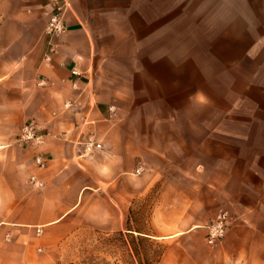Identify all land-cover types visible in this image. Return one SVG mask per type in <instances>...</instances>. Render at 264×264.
<instances>
[{"label": "crops", "instance_id": "crops-1", "mask_svg": "<svg viewBox=\"0 0 264 264\" xmlns=\"http://www.w3.org/2000/svg\"><path fill=\"white\" fill-rule=\"evenodd\" d=\"M63 1L67 29L49 52L50 1L0 0L5 144L27 121L43 136L5 154L12 185L0 187V264H55L83 229L144 237L158 244L156 264H264V201H243L253 180L214 153L207 133L199 138L167 62H146L145 27L137 39L120 31L134 0ZM89 140L100 148L84 153ZM221 211L233 221L207 246L203 226Z\"/></svg>", "mask_w": 264, "mask_h": 264}, {"label": "rangeland", "instance_id": "rangeland-1", "mask_svg": "<svg viewBox=\"0 0 264 264\" xmlns=\"http://www.w3.org/2000/svg\"><path fill=\"white\" fill-rule=\"evenodd\" d=\"M134 12V19L117 20L120 31L137 39L145 27L146 62H167L191 98L185 114L199 125V138L207 133L214 153L228 156L249 185L253 180L257 190L248 186L244 202L264 201V0H134ZM6 112L0 84V187L10 182L2 177L4 157L15 143L5 144ZM130 236L83 229L55 264H156L158 244Z\"/></svg>", "mask_w": 264, "mask_h": 264}, {"label": "built area", "instance_id": "built-area-1", "mask_svg": "<svg viewBox=\"0 0 264 264\" xmlns=\"http://www.w3.org/2000/svg\"><path fill=\"white\" fill-rule=\"evenodd\" d=\"M52 6L51 12L48 13L47 22L45 26V35L48 42V51L53 52L52 39L66 31V23L64 15L69 8V4L63 0H49ZM44 61H50V55L45 54ZM73 76H78V71L73 69ZM43 136L37 131V126L32 121H27L21 128L20 133L15 139L16 144L20 146H37L42 143ZM93 148H100L99 144L87 141L84 144V153H89ZM45 158L36 154L33 158V164L35 167L41 169L46 166ZM142 170L137 169L135 174H140ZM29 183L35 187H40L41 183L37 181L34 175L29 179ZM233 218L226 211H221L218 215L203 226L205 230L204 240L207 246L214 247L219 244L232 223ZM39 233V231H37ZM224 264H241L236 261H226Z\"/></svg>", "mask_w": 264, "mask_h": 264}]
</instances>
